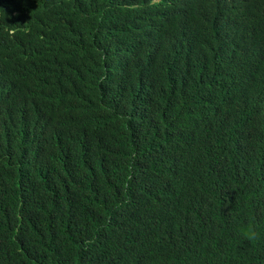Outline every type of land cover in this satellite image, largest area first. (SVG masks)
I'll return each mask as SVG.
<instances>
[{"label": "trees", "instance_id": "trees-1", "mask_svg": "<svg viewBox=\"0 0 264 264\" xmlns=\"http://www.w3.org/2000/svg\"><path fill=\"white\" fill-rule=\"evenodd\" d=\"M0 264H264V0H0Z\"/></svg>", "mask_w": 264, "mask_h": 264}, {"label": "clouds", "instance_id": "clouds-1", "mask_svg": "<svg viewBox=\"0 0 264 264\" xmlns=\"http://www.w3.org/2000/svg\"><path fill=\"white\" fill-rule=\"evenodd\" d=\"M241 235L248 241H256L260 237V233L253 226H248L247 228L242 229Z\"/></svg>", "mask_w": 264, "mask_h": 264}]
</instances>
